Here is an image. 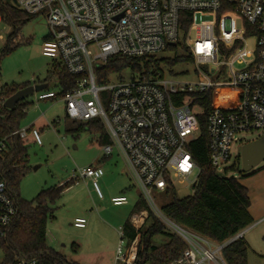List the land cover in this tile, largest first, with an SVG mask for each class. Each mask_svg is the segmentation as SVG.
Listing matches in <instances>:
<instances>
[{"label": "built area", "instance_id": "obj_1", "mask_svg": "<svg viewBox=\"0 0 264 264\" xmlns=\"http://www.w3.org/2000/svg\"><path fill=\"white\" fill-rule=\"evenodd\" d=\"M10 3L24 14H42L46 18L49 35L43 41L41 54L61 64L68 74L81 77L77 87L62 96L54 91H41L37 100H61L71 121H100L109 139L108 144L101 146L103 156L116 152L121 157L146 208L186 246L183 254L169 264H226L222 250L241 239L244 232L215 244L168 219L153 194L164 195L174 189L176 182L190 188L196 186L199 169L189 145L200 135L199 116L206 113L209 158L216 174L230 160V146L236 135L264 132V0H10ZM182 13L192 15L185 30L180 28ZM177 43L192 57L193 79L166 75V67L161 66L157 70L131 72L128 80L123 75L122 79L112 75L117 82L110 83L111 76L106 83L96 81V70L113 57L157 56ZM89 47L96 48L94 56L90 55ZM223 77L225 80H221ZM214 97L217 103L205 108ZM12 135L21 141L30 136L34 145H42L41 132L32 126L19 128ZM7 152V137L0 135V158ZM103 175L102 167L91 165L79 170L72 180H89L97 197L102 198L98 181ZM110 202L121 206L127 204V199L119 196ZM147 209L131 214L129 221L135 230L143 226ZM17 214L18 208L0 177V240ZM73 226L83 229L86 220L76 219ZM118 236L115 263L134 264L138 235L128 243L120 228ZM12 264L37 262L20 259Z\"/></svg>", "mask_w": 264, "mask_h": 264}, {"label": "trees", "instance_id": "obj_2", "mask_svg": "<svg viewBox=\"0 0 264 264\" xmlns=\"http://www.w3.org/2000/svg\"><path fill=\"white\" fill-rule=\"evenodd\" d=\"M0 16L3 21L13 24L26 22L30 15L17 10L9 0H0ZM192 15H180V28L187 29ZM47 37L44 39L46 40ZM24 43L18 41L16 32L9 35L7 43L0 51L1 59L11 53L13 49ZM165 51L172 52L173 58L157 56L143 58H111L105 65L96 70L98 84L106 83L112 75L122 79L124 72H135L146 69L157 70L161 66H176L183 62L191 63L192 57L183 46L177 43L168 46ZM81 77L72 76L66 72L61 64L52 62L46 80L56 81L57 91L47 88L44 91H54L62 96L77 87ZM30 86L3 88L0 101L5 100L17 91ZM217 99L207 101L205 108L215 105ZM227 92H224V102ZM28 104L18 103L13 110H7L0 105V135L7 137L8 152L0 158V177L5 183L10 198L18 208V214L13 218L6 236L0 240V250L3 263L12 264L17 260H35L37 264H78L68 260L64 255L54 251L46 244V230L49 221L54 219L52 205L61 197L62 193L71 187L72 181L63 185L41 190L32 201L20 198L19 184L22 178L31 170L28 165L27 149L18 136L12 133L20 128V123L26 115ZM206 114V113H205ZM205 114L199 116L200 135L189 145L192 158L199 169L196 186L191 195L177 198L174 189L167 190L165 196L172 200L161 206L162 213L177 225L195 232L215 244L225 243L243 232L253 223L249 214L250 200L248 190L240 183V179L254 175L240 173L238 178L219 177L210 163L208 138L205 130ZM88 131L98 134L100 144H108L109 139L98 119L89 122L73 121L67 130L70 134ZM147 209L138 195L134 211ZM148 210V209H147ZM122 230L130 243L137 235L136 256L134 264H169L177 260L186 249L183 241L161 223L149 210L143 226L137 231L127 220ZM72 252L76 253L78 246L72 244ZM249 246L243 238L237 239L222 250V258L226 264H248L247 254Z\"/></svg>", "mask_w": 264, "mask_h": 264}, {"label": "rangeland", "instance_id": "obj_3", "mask_svg": "<svg viewBox=\"0 0 264 264\" xmlns=\"http://www.w3.org/2000/svg\"><path fill=\"white\" fill-rule=\"evenodd\" d=\"M13 32H16L18 41L24 43L17 45L0 61V94L5 87L43 82L52 65V61L41 54L43 41L49 35V27L42 14L31 16L26 22L19 21L13 24L2 20L0 22V51ZM191 35L194 36L193 33ZM88 50L91 56L97 53L94 47H89ZM159 57L173 58L174 54L165 51L159 54ZM202 69L208 71L209 68L203 66ZM222 71L225 73V70ZM165 73L179 78L193 79L195 66L190 63L169 66L166 67ZM131 76V72L123 74L125 80ZM221 80H225V78L223 77ZM109 81L115 83L117 78L111 76ZM46 84L50 89L57 91L55 80L51 79ZM36 96L37 93H34L24 100L28 107L26 115L20 123V128L31 125L36 128L44 126L41 137L42 145L35 146L30 136L22 140L27 149L28 165L31 170L20 181V198L32 201L41 190L72 181L71 187L65 190L52 205L54 219L47 224V246L64 255L70 261H80L76 262L78 264H115L114 256L119 242L118 228L114 235H104L100 231L92 234L84 233L72 225L73 215L81 210V205L91 199L86 188L87 180L75 181L72 178L74 175H78L79 170L95 165L103 159L101 144L98 143L99 136L88 131H82L77 136L68 133L67 130L72 126L73 121L65 115L64 102L61 100L38 101ZM55 122L57 123L54 124ZM259 137H264V132L253 131L236 135L230 146V160L220 166L217 175L238 178L241 173L240 152L242 146ZM113 156L112 162L110 160L104 163L106 165L102 164L104 174L108 177L113 176L112 179H114V182L109 184V189L116 190L120 180L127 183L126 188L128 189L132 183L128 177L127 169L119 156L115 153ZM262 168H264V162L246 174H251ZM99 188L102 189L100 184ZM174 189L177 198L187 197L193 192L190 186L178 182L174 183ZM127 194L130 197L128 205L113 206L109 201L110 206L112 208H133L138 199V191L132 188L127 191ZM153 197L158 207L172 200L171 196L167 197L161 193H154ZM243 234L244 241L249 246L247 263L264 264V220L251 225ZM72 244L78 246L76 253L72 252ZM3 259L0 250V263Z\"/></svg>", "mask_w": 264, "mask_h": 264}, {"label": "crops", "instance_id": "obj_4", "mask_svg": "<svg viewBox=\"0 0 264 264\" xmlns=\"http://www.w3.org/2000/svg\"><path fill=\"white\" fill-rule=\"evenodd\" d=\"M46 101L55 102L57 100H45L44 102ZM31 126L34 127V125H31ZM43 127L42 128L34 127L41 132V136L43 133ZM98 143L100 144V140H98ZM37 147H40V146H37ZM114 153L117 156H119L116 152ZM113 157H114L113 154L109 157H103V159L97 162L95 165L102 167V164L107 163V161L111 160L112 162ZM122 163L124 164L123 160H122ZM124 167H126L125 164H124ZM112 178L113 176L108 177L104 174V176L99 179L98 185L100 184L102 188L101 190H103V191L100 190L102 193V198L97 197L95 191L92 188V184L89 180H87V184L85 183L86 188L88 189V192L91 196V199H89L86 202V204L81 205V210H79L76 214L73 215V221L79 218H83L86 220L85 228L80 229L84 233L92 234L94 232L100 231L104 235H107V234L114 235L116 232V229L118 228L117 230V233H118L119 229L122 228L123 224L127 220H130L131 214L136 212L134 211L135 204L133 208H128V207L112 208L110 206L109 201L112 198L119 197V196L126 197L127 204L125 205H128L130 197H129V194H127V191L134 188L133 186H130L127 189L126 188L127 183L124 182L123 180L122 181L120 180L117 183V189L112 191L109 189L110 188L109 184L114 182V179ZM239 181L248 190V197L250 200V206H249L248 211L253 220L252 225H255L261 222L262 220H264V168L256 171L254 175L242 178ZM247 230L248 228L244 230L243 232H246ZM243 239H244V234H243ZM115 256H116V253H115ZM115 256H114V261H115ZM75 262H80V261H75Z\"/></svg>", "mask_w": 264, "mask_h": 264}, {"label": "water", "instance_id": "obj_5", "mask_svg": "<svg viewBox=\"0 0 264 264\" xmlns=\"http://www.w3.org/2000/svg\"><path fill=\"white\" fill-rule=\"evenodd\" d=\"M11 1L14 2V0ZM46 88L47 84H33L21 89L11 97L4 100L3 108L13 110L18 103L24 101L27 97L34 93L44 91ZM240 160L241 173L243 174L248 173L261 162H264V137H260L257 140L248 142L242 146ZM192 189H194V186H192Z\"/></svg>", "mask_w": 264, "mask_h": 264}]
</instances>
